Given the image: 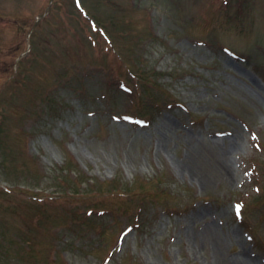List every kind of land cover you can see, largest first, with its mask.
Wrapping results in <instances>:
<instances>
[{
  "label": "rangeland",
  "instance_id": "374dc122",
  "mask_svg": "<svg viewBox=\"0 0 264 264\" xmlns=\"http://www.w3.org/2000/svg\"><path fill=\"white\" fill-rule=\"evenodd\" d=\"M0 264H264V0H0Z\"/></svg>",
  "mask_w": 264,
  "mask_h": 264
},
{
  "label": "snow or ice",
  "instance_id": "6c2138e0",
  "mask_svg": "<svg viewBox=\"0 0 264 264\" xmlns=\"http://www.w3.org/2000/svg\"><path fill=\"white\" fill-rule=\"evenodd\" d=\"M239 207V206H238Z\"/></svg>",
  "mask_w": 264,
  "mask_h": 264
}]
</instances>
